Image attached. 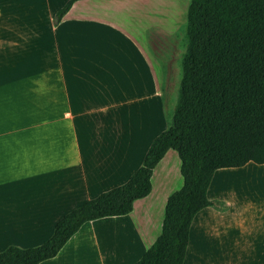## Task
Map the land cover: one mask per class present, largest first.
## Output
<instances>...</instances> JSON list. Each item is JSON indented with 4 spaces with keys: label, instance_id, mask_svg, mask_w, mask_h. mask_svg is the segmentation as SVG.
Wrapping results in <instances>:
<instances>
[{
    "label": "crops",
    "instance_id": "1",
    "mask_svg": "<svg viewBox=\"0 0 264 264\" xmlns=\"http://www.w3.org/2000/svg\"><path fill=\"white\" fill-rule=\"evenodd\" d=\"M0 0V252L47 241L57 221L126 183L167 126L164 93L144 48L139 0ZM169 149L149 195L126 215L85 222L40 264H134L162 232L184 184ZM264 163L217 169L195 216L184 264H264ZM262 187V188H261Z\"/></svg>",
    "mask_w": 264,
    "mask_h": 264
},
{
    "label": "trees",
    "instance_id": "2",
    "mask_svg": "<svg viewBox=\"0 0 264 264\" xmlns=\"http://www.w3.org/2000/svg\"><path fill=\"white\" fill-rule=\"evenodd\" d=\"M79 0H68L59 23ZM182 78L172 118L151 143L129 180L61 217L53 235L34 247L11 245L0 264H40L58 255L90 220L126 215L152 190L154 169L169 149L178 152L183 186L167 201L162 232L134 264H184L192 222L208 206L214 173L264 163V0H190Z\"/></svg>",
    "mask_w": 264,
    "mask_h": 264
},
{
    "label": "rangeland",
    "instance_id": "3",
    "mask_svg": "<svg viewBox=\"0 0 264 264\" xmlns=\"http://www.w3.org/2000/svg\"><path fill=\"white\" fill-rule=\"evenodd\" d=\"M190 0H139L129 6L121 21H143L144 48L154 60L164 93V105L172 118L182 78V56L186 50L185 28ZM246 179L263 180L264 175L249 174ZM262 188V187H261Z\"/></svg>",
    "mask_w": 264,
    "mask_h": 264
}]
</instances>
